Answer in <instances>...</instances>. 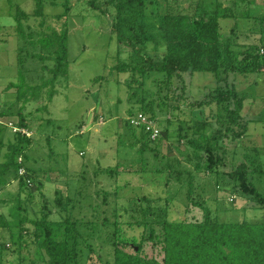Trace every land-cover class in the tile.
Instances as JSON below:
<instances>
[{"label":"rangeland","instance_id":"rangeland-1","mask_svg":"<svg viewBox=\"0 0 264 264\" xmlns=\"http://www.w3.org/2000/svg\"><path fill=\"white\" fill-rule=\"evenodd\" d=\"M88 1L43 0L44 12L50 17L48 24L52 26L60 27L59 21L53 20L54 15L69 9L65 19L69 34V76L62 79L52 101L44 94L28 105L33 143L35 139L38 141L28 147L29 156L35 159L28 161V165L36 172L31 177L32 188L21 185V177L27 172H19L18 176L10 174L8 185L0 188V216L12 221V209H16L19 199V212L25 219L22 232L19 228L0 225V264H32L33 261L50 264L45 251L33 240L35 222L44 216L56 227L64 224L59 229V239L64 238L65 223L76 221L81 235L77 245L78 264H114L116 248L161 261V243L149 238L150 231L158 236L168 221L204 219L203 208L194 205L187 196L190 176L194 200L206 203L209 198L208 206L217 221H263L264 210L249 196L235 190L226 173L247 159L253 178L263 189L264 176L256 173L259 168L264 169L262 0H179L180 6L188 7L190 13L198 11L199 3L213 10L218 2L230 8L233 17L220 18L221 42H230L236 53L247 51L242 59L248 57L246 62L251 63L249 70L229 74L223 71L218 79L207 71L184 73L187 97L180 100L174 99L177 91L173 90V83L168 87L162 85L167 78L164 73L151 71L144 77L138 73L140 83H129L133 78L131 69L120 71L118 68L131 58L112 32L116 7L105 4L107 0H98L110 11L104 15ZM169 6H173V0H147L148 17L137 23L146 43V54L162 58L166 52L161 26ZM19 7L33 13L36 0H0V113L5 109L10 111L8 116L0 115V125L6 128L1 135L5 143L0 153L6 151L7 140L15 139L17 131L13 123L19 124L18 103L9 108L16 100V90L5 91L11 81H20L21 40L14 17ZM30 22L37 27L35 18ZM42 65L38 59L28 58L29 82L38 81ZM231 85L245 99L242 123L234 127L226 118V107L233 105L218 106L215 101L204 100L217 88ZM202 101L203 105L196 104ZM46 103L48 108L38 111ZM218 114L222 115L218 125L222 130L247 129L240 137L229 132L218 152L224 164L208 172L206 168H197L193 147L188 142L199 135L189 126L206 119L214 122ZM50 119L51 123H47ZM138 121L142 123L137 124ZM143 126L159 130L155 137L151 132L150 137L155 140L150 139ZM38 129L41 135L34 132ZM187 150L192 153V161L181 153ZM173 163L181 170L190 171L183 172L181 183L176 181ZM144 194L153 197L143 201L149 206L146 214L140 211L141 203L136 202V197ZM126 204H129V213L123 209ZM116 218L120 221L118 226L112 224ZM130 219L142 224H132ZM112 234H116L115 238Z\"/></svg>","mask_w":264,"mask_h":264},{"label":"trees","instance_id":"trees-1","mask_svg":"<svg viewBox=\"0 0 264 264\" xmlns=\"http://www.w3.org/2000/svg\"><path fill=\"white\" fill-rule=\"evenodd\" d=\"M88 2L91 7L104 15L110 14L105 4H112L116 7V19L112 32L116 35L123 51L128 52L131 58L130 62H123L118 68L120 71L131 69L133 78L129 82L130 84L140 83L136 77L138 73L142 77L151 71L164 73L167 78L162 85L168 87L173 83V90L177 91L174 99L180 100L187 97L184 73L192 74L196 71H207L212 72L218 79L223 71L229 74L251 68V63L246 62L248 57L242 59V55L248 54L247 51L236 53L230 42L226 44L221 42L220 18L233 17L230 8L221 2L217 3V8L214 10L207 8L204 3H199L198 11L190 13L188 7L180 6L179 0H173V6L168 7L161 26L166 37V52L162 58L145 53L146 43L141 37V33L138 32L137 23L143 22L148 17L147 0H107L105 4H100L98 0H89ZM44 8L43 0H36V8L33 13H28L20 7L16 8L17 13L14 17L17 25L15 29L21 40V46L18 50L20 81H11L5 87V91L15 88L16 100L9 108L18 103V126L26 127L29 131L33 129V126L30 125L29 116L26 112L28 105L32 101L41 99L44 94L47 95L48 101H52L58 93V85L62 79H68L69 76V34L65 22L69 9L64 13L54 15L53 20L59 21L60 25V27H56L48 24L50 17L45 14ZM32 17L38 21L37 27H34L30 22ZM262 25L264 27V19ZM40 48L43 52L39 51ZM29 57L38 59L43 63L42 73L38 76L36 83L29 82L27 79L29 69L26 68V63ZM50 62H52L51 65ZM177 81L179 84L176 86ZM209 99L215 101L218 106L233 105V107H226V118L228 117L229 123L233 127L242 123L241 112L244 108L245 99L234 85L217 88L204 100L208 101ZM203 103L204 101L196 104L201 106ZM43 108H48L47 103ZM6 110H3L0 115L8 116L10 111ZM38 111H40L39 108ZM33 119L39 120L38 117ZM50 121L52 120L50 119ZM50 121L48 123H51ZM221 121L222 115L218 114L214 122L206 119L196 121L189 126L193 132L199 135L190 138L188 142L193 147L192 153L197 168H206V171L214 172L216 165L224 164V159L219 156L218 152L221 145L226 141L229 132H233L235 137H240L247 129V127H243L241 131H237L228 127L222 130L218 126ZM143 129L150 137L152 130L145 126ZM208 129L209 131L212 130L211 134ZM3 132H6V128L0 125V147L5 143L1 138ZM16 133L15 139L7 140L6 151L0 153V188L8 185L10 174L14 173L18 176L22 166L25 167L27 173L25 177H21V185L32 188L34 182V180L28 182L31 177L34 178V172H36L28 165V161H35V159L29 156L27 150L28 147H33L38 141L35 139L33 143L32 132L30 135L22 131ZM150 139L152 138L150 137ZM181 153L186 160H193L192 153L188 150ZM19 157H22L21 162ZM176 167L178 168L176 169ZM173 171L176 172V181L179 183L182 181L183 172H190L181 170L177 163H173ZM258 171L256 173L264 176V169L259 168ZM226 173L229 179L233 181L235 190L249 196L257 207L264 210V186L261 189L258 182L253 178L251 173L254 172H251L249 160L244 159ZM191 179L190 176L187 196L194 205L203 208L204 219L168 221L158 236L150 231L149 238L161 243L163 251L161 261L154 257L131 254L116 248L114 264H264V219L260 222L217 221L213 218L208 206L209 198L206 199V203L194 200ZM160 190L165 191V188L160 187ZM152 198L149 194L136 197V202L141 203L142 206L140 211L146 214L149 206L144 205L143 201H149ZM134 199L131 201H135ZM16 202V209H12L11 213L12 221H5L1 215L0 225L10 229L19 228L22 232L25 230V219L21 218L19 212V199ZM128 205L123 206L126 212H128ZM134 221L133 219L129 220L132 224H142L139 220ZM119 222L116 218L112 224L118 226ZM104 223H108L107 218H104ZM62 225L64 224H57V228L46 220L45 216L36 221V230L33 234L34 244L45 251L50 264H78L80 252L77 245L81 235L77 231L76 221L65 223L64 238L59 239V229ZM115 236L116 234H112V238ZM115 242L119 244L118 241ZM120 243L124 244L123 242ZM133 248L135 250V246ZM139 248L141 251L140 245ZM39 258L42 259L41 256ZM32 264L35 262L33 261Z\"/></svg>","mask_w":264,"mask_h":264},{"label":"built area","instance_id":"built-area-1","mask_svg":"<svg viewBox=\"0 0 264 264\" xmlns=\"http://www.w3.org/2000/svg\"><path fill=\"white\" fill-rule=\"evenodd\" d=\"M140 117H143V114H141ZM143 118H144V117H143ZM131 121H132V123L135 122V120H131ZM141 123H142V122H140V121L137 122V124H141ZM12 127L14 128L15 131H22V132H24V133H27L28 135L31 134V132L28 131L25 127L17 126V124H14V123H13V126H12ZM148 129H151V130H152V135H153L154 137H155V135H158V133H159V130H158V129L153 130V128H152L151 126H148ZM19 161H20V162L22 161V157H19ZM19 172H20L21 174H23V173L25 172V167H24V166L20 167ZM28 182H32V180L29 179Z\"/></svg>","mask_w":264,"mask_h":264},{"label":"crops","instance_id":"crops-1","mask_svg":"<svg viewBox=\"0 0 264 264\" xmlns=\"http://www.w3.org/2000/svg\"><path fill=\"white\" fill-rule=\"evenodd\" d=\"M11 91H13L12 89H11ZM45 108H41V109H39L40 111H43ZM27 112V111H26ZM28 112H30V110L28 109ZM41 120H42V118H41ZM50 120H48V122H49ZM41 122V121H40ZM47 122V123H48ZM39 122H37V124H38ZM41 125H43V124H41ZM36 130V129H35ZM34 132H36L37 133V135H41V133L39 132V129H38V131H34ZM45 133V132H44ZM37 138H39V136L37 137ZM38 159V158H37Z\"/></svg>","mask_w":264,"mask_h":264}]
</instances>
